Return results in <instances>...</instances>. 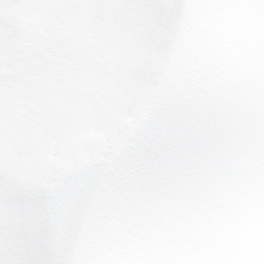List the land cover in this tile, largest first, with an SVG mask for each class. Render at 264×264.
<instances>
[{
    "label": "snow or ice",
    "instance_id": "6c2138e0",
    "mask_svg": "<svg viewBox=\"0 0 264 264\" xmlns=\"http://www.w3.org/2000/svg\"><path fill=\"white\" fill-rule=\"evenodd\" d=\"M0 264H264V0H0Z\"/></svg>",
    "mask_w": 264,
    "mask_h": 264
}]
</instances>
